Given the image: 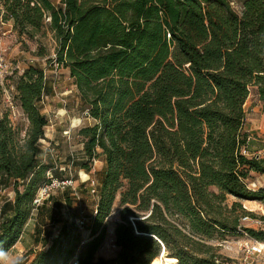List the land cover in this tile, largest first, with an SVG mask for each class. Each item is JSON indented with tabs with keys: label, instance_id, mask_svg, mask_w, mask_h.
<instances>
[{
	"label": "trees",
	"instance_id": "16d2710c",
	"mask_svg": "<svg viewBox=\"0 0 264 264\" xmlns=\"http://www.w3.org/2000/svg\"><path fill=\"white\" fill-rule=\"evenodd\" d=\"M0 0V21L34 38L48 28L56 62L67 69L92 124L78 130L81 157L68 165L87 174L103 159L94 210L64 218L51 195L34 204L53 177L78 173L45 158L48 118L40 102L45 72L29 66L15 82L14 101L27 125L0 119V247L20 242L38 212L34 242L23 264H151L164 251L177 264H228L212 244L246 228L254 217L242 202H264L251 174H264L252 150L246 104L264 103V0ZM43 56V54H40ZM0 85V96L2 94ZM82 184L81 187H85ZM229 197L237 199L231 207ZM114 259L97 258L115 205ZM46 223L55 233L42 235ZM88 230L84 239L82 231Z\"/></svg>",
	"mask_w": 264,
	"mask_h": 264
},
{
	"label": "rangeland",
	"instance_id": "374dc122",
	"mask_svg": "<svg viewBox=\"0 0 264 264\" xmlns=\"http://www.w3.org/2000/svg\"><path fill=\"white\" fill-rule=\"evenodd\" d=\"M235 6L239 0H232ZM6 22L3 26L7 33L2 50L6 54L7 61L15 66L20 67V70L15 71L0 81L2 87V94L0 96V119L8 114L11 124L14 128H25L27 122L20 108L14 101L15 96V82L23 74V71L33 65L42 68L45 72L47 89L46 94L40 102L43 114L48 118V126L46 127L47 141L42 144V150L45 158H51L60 168H66L71 155L77 158L81 157L82 145L78 137V130L67 134L68 117L84 114V109L80 104L78 91L70 78L69 71L56 62L51 63V59L56 58V42L53 38L52 32L48 28H44L34 38L26 35H19L13 29V23ZM43 54V56H40ZM7 96L11 97L12 105L9 104ZM66 107L68 117L61 122L55 117L57 109ZM246 111L248 116V124L252 126L250 133L251 137L264 142V131H260V124L264 125V103L258 100L255 94H252L246 104ZM92 124L91 120L86 119L85 126ZM259 132V137H257ZM264 145V144H263ZM264 157V153L263 156ZM72 176L78 173V180L76 183V190L79 198L72 201L71 207H68L62 202V208L59 213L64 218L89 220L91 217L95 197L91 194L93 184L98 185L101 181L104 171L105 162L103 159L96 160L93 163V168L90 173L84 170L71 167ZM251 188L264 189V174H251L249 180ZM85 187H81L82 184ZM65 191V190H63ZM63 191L55 190L53 196L59 201L63 199ZM5 198H14V193L10 189L0 190V206ZM74 198V197H73ZM237 199L229 197L226 205L231 207ZM47 204L44 199L38 206H45ZM243 207L248 212L253 214L247 221L241 220V224L246 228H254L256 230L264 231V202L260 201H243ZM119 207L118 203L115 205L110 218L108 219V230L105 241L97 253V258L114 259L118 256L119 248L115 245L114 227L115 223L119 221ZM38 212L34 211L32 219L25 226V232L18 244H16L10 252L12 255H25L30 249H41V245L37 246L34 242L35 225L37 223ZM57 227H52L46 223L42 228V235L47 232L55 233ZM84 239L88 238V230L82 231ZM212 244L219 248L227 260L228 264H264V242H258L250 237L248 234H231L226 235L221 240L213 241Z\"/></svg>",
	"mask_w": 264,
	"mask_h": 264
},
{
	"label": "built area",
	"instance_id": "2783aa9c",
	"mask_svg": "<svg viewBox=\"0 0 264 264\" xmlns=\"http://www.w3.org/2000/svg\"><path fill=\"white\" fill-rule=\"evenodd\" d=\"M5 23L0 21V81L3 80L5 77H7L10 74H14L15 71L20 70V67L13 66L7 61L6 54L2 50V44L7 36L6 31L4 30L3 26ZM7 100L10 105H12V100L10 96H7ZM73 157V154L71 155ZM72 165L66 166V168H60L61 171L71 170ZM50 181L45 184L38 192L36 199L34 201V204L37 206L41 204V202L45 199L47 200L51 195H53L55 190H66L71 189L72 190V196L77 199L79 198L78 192L76 190V182L72 178L65 177L63 179L55 178L51 173L48 174ZM97 190V185L93 184L91 194L95 195ZM248 218H245L244 221H247ZM85 220H82L79 222L81 225H83Z\"/></svg>",
	"mask_w": 264,
	"mask_h": 264
},
{
	"label": "clouds",
	"instance_id": "9594fccd",
	"mask_svg": "<svg viewBox=\"0 0 264 264\" xmlns=\"http://www.w3.org/2000/svg\"><path fill=\"white\" fill-rule=\"evenodd\" d=\"M55 117L61 122L68 117V112L66 107H62L56 110ZM89 113L85 112L81 115H75L68 117V129L67 134H71L85 126L86 119H91ZM23 255H12L8 249L0 247V264H23Z\"/></svg>",
	"mask_w": 264,
	"mask_h": 264
},
{
	"label": "crops",
	"instance_id": "0c3cea01",
	"mask_svg": "<svg viewBox=\"0 0 264 264\" xmlns=\"http://www.w3.org/2000/svg\"><path fill=\"white\" fill-rule=\"evenodd\" d=\"M12 25V23H11ZM259 129L260 131H264V125L263 124H260L259 125ZM252 126L249 125V129L250 131L251 130ZM257 134V137H259V132L256 133ZM253 146H252V150H254L253 152L258 154L259 156H263V153H264V142L261 141V140H258L257 138L253 137Z\"/></svg>",
	"mask_w": 264,
	"mask_h": 264
},
{
	"label": "bare ground",
	"instance_id": "6f19581e",
	"mask_svg": "<svg viewBox=\"0 0 264 264\" xmlns=\"http://www.w3.org/2000/svg\"><path fill=\"white\" fill-rule=\"evenodd\" d=\"M178 260L176 258H170L167 256L166 251L162 253L157 259H155L151 264H177Z\"/></svg>",
	"mask_w": 264,
	"mask_h": 264
}]
</instances>
